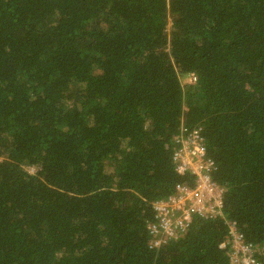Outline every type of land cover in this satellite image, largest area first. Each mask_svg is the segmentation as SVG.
I'll use <instances>...</instances> for the list:
<instances>
[{"label":"trees","instance_id":"16d2710c","mask_svg":"<svg viewBox=\"0 0 264 264\" xmlns=\"http://www.w3.org/2000/svg\"><path fill=\"white\" fill-rule=\"evenodd\" d=\"M182 124L223 215L156 247ZM228 222L264 245V0H0V264H232Z\"/></svg>","mask_w":264,"mask_h":264},{"label":"built area","instance_id":"2783aa9c","mask_svg":"<svg viewBox=\"0 0 264 264\" xmlns=\"http://www.w3.org/2000/svg\"><path fill=\"white\" fill-rule=\"evenodd\" d=\"M192 82L196 81L193 75ZM173 161L181 173L194 177V184H180L174 193L156 200L152 207L153 220L148 224L152 244L163 246L179 238L189 229L196 216L213 218L223 215L227 188L213 179L216 162L208 157L201 130L181 125L174 138ZM229 233L220 247H228L232 264H259L264 245L246 243L235 223L228 222Z\"/></svg>","mask_w":264,"mask_h":264},{"label":"rangeland","instance_id":"374dc122","mask_svg":"<svg viewBox=\"0 0 264 264\" xmlns=\"http://www.w3.org/2000/svg\"><path fill=\"white\" fill-rule=\"evenodd\" d=\"M189 78V79H188ZM188 78L187 79H184L183 80V83L185 84L187 81H191V77L190 76H188ZM28 170H29V173H34L35 171H36V168L35 167H28Z\"/></svg>","mask_w":264,"mask_h":264}]
</instances>
